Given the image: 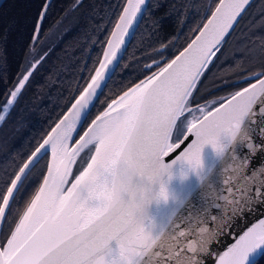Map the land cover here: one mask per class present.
Segmentation results:
<instances>
[{"label":"snow or ice","instance_id":"obj_1","mask_svg":"<svg viewBox=\"0 0 264 264\" xmlns=\"http://www.w3.org/2000/svg\"><path fill=\"white\" fill-rule=\"evenodd\" d=\"M146 3L125 0L102 56L66 110L11 170L0 168L5 222L28 192L32 169L51 155L42 182L0 242V264H264V47L259 70L239 66L242 86L204 105L195 99L251 0H215L186 46L167 60L153 58L142 79L93 115ZM79 6L74 0L65 16ZM49 9L41 0L33 42ZM48 55L34 58L12 88L0 89V127ZM85 150L91 154L74 175ZM218 169L226 174L221 190L185 222L181 212L211 188ZM256 213V223L214 253L236 222Z\"/></svg>","mask_w":264,"mask_h":264},{"label":"trees","instance_id":"obj_2","mask_svg":"<svg viewBox=\"0 0 264 264\" xmlns=\"http://www.w3.org/2000/svg\"><path fill=\"white\" fill-rule=\"evenodd\" d=\"M124 2L125 0H83L79 7L67 14L73 19L71 28L60 37L47 59L36 69L23 91L17 110L11 116L21 130L0 155V168L7 166L11 170L13 161L20 162L66 110L69 101L76 95L74 89L85 83L89 71L96 66L102 45ZM73 3L74 0H51L39 41L62 18L67 17L65 13ZM214 3L215 0H150L119 66L93 109V115L98 114L110 99L144 77L145 65L152 63L153 58L159 55L161 45H167L164 48L169 53L166 60L186 46L193 37V31L204 23ZM40 7L41 0H4L0 6V50H3L6 57L0 59V89L4 85L12 88L22 72L30 47L39 42H33L31 37ZM232 40L236 45L248 43L242 47L245 49L242 51L243 56L248 53L247 47L254 44L258 55L251 62L243 60V56L237 59L239 55H234L227 62H220L221 53L199 86L195 99L200 94L203 97L198 102L242 86L214 90L228 82L232 77L226 73L241 64L250 66L251 63L259 70L260 49L264 47V0H256L250 6L225 42L224 49ZM234 73L238 76L237 72ZM46 159L47 156L31 171L32 173L38 169L36 184L25 194L23 200L18 197L17 203L13 204L10 214L15 213V217L10 227L38 187L42 179L41 173L45 171Z\"/></svg>","mask_w":264,"mask_h":264},{"label":"water","instance_id":"obj_3","mask_svg":"<svg viewBox=\"0 0 264 264\" xmlns=\"http://www.w3.org/2000/svg\"><path fill=\"white\" fill-rule=\"evenodd\" d=\"M83 0H80V3L82 2ZM150 0H147V3H146V6H145V10L143 12V15L146 11V8L148 6V3H149ZM256 0H251V3L250 5L248 6L247 10L250 8V6L255 2ZM4 2V0H0V6L2 5V3ZM47 3H50L51 0H46ZM125 3V2H124ZM246 10V12H247ZM122 11V9H121ZM245 12V13H246ZM245 13L243 14V16L245 15ZM120 14V13H119ZM142 15V17H143ZM242 16V17H243ZM141 18L138 19V21L136 22V25L135 27L131 30V35L127 37V43L126 45L124 46V50L122 52V58L141 22ZM242 17L240 18V20L242 19ZM239 20V21H240ZM238 21V22H239ZM206 22V21H205ZM116 23V21H115ZM114 23V25H115ZM238 24V23H237ZM236 24V26H237ZM113 25V27H114ZM235 26V27H236ZM112 27V28H113ZM235 29V28H234ZM233 29V30H234ZM112 31V29H111ZM110 31V33H111ZM233 32V31H232ZM231 32V33H232ZM109 33V35H110ZM108 35V36H109ZM230 36V35H229ZM108 38V37H107ZM228 39V38H227ZM107 40V39H106ZM227 41V40H226ZM102 52H103V49L101 51V54H100V57L102 56ZM99 57V58H100ZM122 59H120L121 61ZM120 61H119V64H120ZM117 69V68H116ZM115 69V70H116ZM24 70V69H23ZM25 71V70H24ZM23 71V72H24ZM114 74V73H113ZM112 74V75H113ZM111 75V77H112ZM20 77V76H19ZM18 77V78H19ZM111 79V78H110ZM109 79V80H110ZM109 80L107 81V83L109 82ZM17 81V80H16ZM16 83V82H15ZM236 83H244L243 79H240L238 82ZM228 95V94H226ZM224 95V96H226ZM223 96V97H224ZM221 98V97H220ZM219 99V98H218ZM218 99H214V100H210V101H215V100H218ZM209 102V101H207ZM206 104V102H204L203 104L201 105H204ZM103 110V109H102ZM101 110V111H102ZM205 153H209V149L206 147L205 148ZM90 152L88 150H85L84 153H81V156L77 158V161L73 164L72 166V169H73V174H79V172L82 170V168L86 165V161L88 160L89 156H90ZM47 156V162H46V168H45V172H47V165L51 162V155H46ZM45 157V156H44ZM210 158V157H208ZM226 176L225 173H222L219 171V169L214 173V175L212 177H210V180L212 181V186L211 188L209 187H204L202 191H200V193L194 197V199L188 204V206L181 212V217L182 219L187 222V220L190 218V216H194L201 208H203L204 206H206L208 200L215 194L216 191L218 190H221L222 186H221V181L222 179H224ZM42 182V179L40 181V183ZM39 186V185H38ZM38 188V187H37ZM34 194V193H33ZM260 216V213H256V214H253V215H249L246 219H241L239 222H236L235 223V227L233 228V231H232V234L231 235H225L221 240H219L213 247V251L214 253L216 252H223L224 250H226V248L234 241V239L236 238V233H239L241 232L246 226H251V224L253 223H256L257 220H258V217ZM211 223V222H209ZM2 227H3V222H0V234H1V230H2ZM209 264H211V262H209Z\"/></svg>","mask_w":264,"mask_h":264},{"label":"rangeland","instance_id":"obj_4","mask_svg":"<svg viewBox=\"0 0 264 264\" xmlns=\"http://www.w3.org/2000/svg\"><path fill=\"white\" fill-rule=\"evenodd\" d=\"M59 22L60 23H57L56 25H54V27L50 31V34H47L48 35L47 37H45L46 35L44 36L45 38L44 37H41V39L44 40V42H43V44L41 46L39 45L38 51H36V48H35L34 45L31 47V49L27 53V56H26L27 58L24 61V68L25 69L28 67L29 63L34 58H37L39 54H42L44 51H46L45 49H47L48 47H51V46L55 45L58 42V40L60 39V37L62 35H64V33L67 32L71 28L70 25L73 24V19H72V17L67 16L64 19L60 20ZM236 44H235L234 40H232V43L229 46L225 47L224 51L222 52V58H220V62H227V61L231 60L234 55H240L242 53V51H245V49H242V47L244 45H248V43H246L244 45H236ZM254 45H251L250 46L251 49H252V52H253V57H255L256 55H258L257 54L258 51L256 50L257 48ZM250 47H247V48L249 49ZM248 55H249V53H246L242 57V59L243 60H247L248 59ZM246 66H249V65H246L245 64L244 67H246ZM238 69H239V67H237L235 69H232V70H230V72H227L226 73V74H230V76L232 77L230 80H233V79H236L237 80V79L240 78V77L234 75L235 74L234 72H238ZM17 125H19V124H17ZM20 128L21 127H19V126H17L15 128V132L17 131L16 136L20 133L19 132L21 130Z\"/></svg>","mask_w":264,"mask_h":264},{"label":"flooded vegetation","instance_id":"obj_5","mask_svg":"<svg viewBox=\"0 0 264 264\" xmlns=\"http://www.w3.org/2000/svg\"><path fill=\"white\" fill-rule=\"evenodd\" d=\"M48 34H50V32ZM47 36L48 35H46L45 37H47ZM43 42H44V40L40 39V41L35 46L36 51H38L39 45L41 46L43 44ZM51 49L52 48H48V49H46V51L50 52ZM162 51H163V55L162 56L160 54L157 55V57L155 58L156 60H164V59H166L169 56V53H167L165 51V49L162 50ZM235 82H236V79H233V80H229L228 82H225L223 84L228 85V86H236ZM216 88H218V87H216ZM202 97H203V95L200 94V97L199 98L202 99ZM199 98L197 97V99H196L197 102H198ZM16 123L17 122L15 121L14 118L11 119V117H9V119L4 124V126H3L2 129L4 130V128H5V134H4V131L3 130H2V132H0V155L5 152L6 147L11 142L12 137L10 135V131L17 127V126H15ZM20 157H21V155H20ZM36 171L30 173V175L28 177V180L25 182L26 184H30V187L28 188V192L36 184V181H38V179H37L38 174H37ZM16 216H17V214H16ZM14 217H15V213L8 215L7 220L5 222L6 223L5 228L3 229L2 233H1L0 242H3V240L6 238L7 233L10 231V225H11Z\"/></svg>","mask_w":264,"mask_h":264},{"label":"bare ground","instance_id":"obj_6","mask_svg":"<svg viewBox=\"0 0 264 264\" xmlns=\"http://www.w3.org/2000/svg\"><path fill=\"white\" fill-rule=\"evenodd\" d=\"M2 128H3V127L0 128V132H2V130H3ZM3 131H4V134H5V128H4ZM16 133H17V131L15 132V128H14L13 130H11V131H10V135H11V137H12V136L14 137V136L16 135ZM13 134H14V135H13ZM13 137H12V139H13Z\"/></svg>","mask_w":264,"mask_h":264}]
</instances>
